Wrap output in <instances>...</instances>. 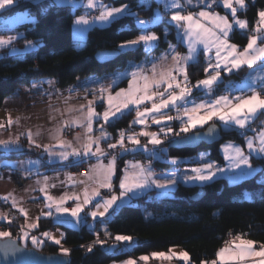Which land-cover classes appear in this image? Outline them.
I'll return each instance as SVG.
<instances>
[{
  "label": "snow or ice",
  "instance_id": "6c2138e0",
  "mask_svg": "<svg viewBox=\"0 0 264 264\" xmlns=\"http://www.w3.org/2000/svg\"><path fill=\"white\" fill-rule=\"evenodd\" d=\"M14 0H0V10L13 5ZM166 11L171 13L169 23L176 30L178 43L185 44L187 51L181 53L177 50V46L168 43V48L161 56L154 58L152 61H145L140 65L133 64V70L125 72L123 76H128L127 88H120L114 94L110 86L105 87L101 84L99 88L100 99L107 100V108L103 113H98L94 107L95 100H89L87 105H80L81 115L61 121L59 126L54 127L50 131L52 140L55 144L41 145L36 142L34 136H38L39 131L33 133L30 129L27 131L30 145L42 147L50 157H55L60 161L68 162L65 167H72L86 162V159L95 158L96 163L90 165V171L84 170L83 177L74 175L71 172L66 173L67 181H61V186L65 183L78 191H65L59 196L50 194L49 189L56 187L51 184L50 178L44 176L37 183L41 185L39 191L46 198L45 207L47 211L41 214L46 217L55 215L56 219L62 223H68L73 226L86 222V218L91 216L93 220L100 217L103 218L109 214V210L114 209V205L119 207L120 203H126L127 200L140 195L144 190L155 186L158 189H165L175 186L178 180L201 183L213 180L217 174H224L225 168L215 163L202 162L199 166L192 168V175L185 174L183 177H177L176 174L170 173L164 178H158L151 168V162L146 165L140 161L128 162L121 175H118L117 155H111L102 148L101 141H107L112 138L111 133L104 130L103 125L100 126V134H93L94 120H103L104 123H110L112 118L120 119L125 114L135 111V119L133 124H140L144 129L139 133H130L126 129L119 130V138L115 143H108V149L119 148L121 152L126 153L143 148L149 151L151 156L159 158V151L155 147L149 150V144L156 146L162 144L159 138L161 133L165 136L173 134L179 136L180 133H188L197 127H203L213 118L223 122L226 128L235 127L238 130H252V123L264 116V10L258 11V20L255 27L249 29L247 19H240L237 16L238 10L246 11V0H161ZM195 4L200 6V10L193 12L187 9ZM54 3H68L78 7L76 0H54ZM150 5V0H142L140 6ZM214 6H222L229 10L232 19L229 20L228 15H221L215 11ZM86 7L88 9H98L99 15L91 18L88 15H81L76 18L75 23L78 25L95 24L97 21L103 23H111L113 20L121 16H136V22L140 26V34L134 39L124 41L119 45V49L135 50L143 48L146 52L152 51L159 47L161 36L150 29L163 21L162 15L157 11L149 19H141L136 13L132 12L129 5H121L120 7H112L105 5L100 0H87ZM234 30L251 31L246 46L241 48L239 45L232 43L230 34ZM86 29H78L82 36ZM168 35L167 29L163 36ZM16 39L14 36H0V49L9 47ZM259 41V43H258ZM31 47H35L32 41H27ZM13 52L18 51L14 47ZM202 53H207V67L203 69L205 73L204 79H199L195 84L189 79L188 68L190 64L199 63ZM171 63H166L167 61ZM214 61V62H213ZM259 62V63H258ZM144 63H150V69L144 67ZM255 66V67H254ZM243 67L251 69L244 78L243 85L237 89L241 92L238 96L220 95L211 100H202L199 103L191 99L193 89L203 90L206 94L212 93L215 88L223 83L222 73L237 72ZM49 85L55 81L49 80ZM95 83V81H93ZM115 83V81H113ZM232 83L231 81L229 82ZM33 87H36L34 84ZM259 88V90H257ZM244 89L250 94L245 95ZM68 99L66 98L65 103ZM175 108L177 116L168 114L166 109L171 111ZM74 108L69 106L66 111L71 113ZM119 114V115H118ZM63 115V113H61ZM55 119V117H51ZM181 120L179 132H173L171 127L162 128L161 132L148 131L149 120L154 124H161L164 121ZM14 121L9 117L8 123ZM78 126L84 129V135L76 134L77 144L66 140L63 137V131L66 127ZM4 127L0 124V128ZM215 126H210L208 135L211 138L216 133ZM241 135H244L241 132ZM148 138L146 143H141L139 137ZM188 139H199L194 136ZM247 152L239 145L229 141L223 145V153L228 160L229 169H240V172L231 174L230 178L235 180L241 176H251L258 168L252 164V154L264 160V121L261 127L256 131L255 136H245ZM133 147L130 149L128 143ZM19 145L18 137L7 140H0V146H3L5 152L11 151L10 146ZM58 148L59 151L54 149ZM74 158V159H70ZM108 158V163H104ZM203 160V155L200 157ZM178 158H173L172 163H177ZM32 163V162H29ZM241 166H244L243 168ZM118 180L119 192L115 191L113 178ZM102 189H107L110 195L102 193ZM4 200H11L12 206H18L17 198L9 193L2 197ZM72 202V206H68V202ZM20 213L25 218L28 217V210L19 207ZM83 213V216L81 215ZM71 219H67V218ZM6 215L0 213V220L6 219ZM40 217H36L35 221L27 224V229L38 227ZM43 236L53 240L56 245L60 246V253L68 256L72 249L66 248L61 244V238L57 239L52 233L44 232ZM106 235H111L107 233ZM10 231H0V238H7L0 250L7 257L15 256L16 259L11 264H37L33 257H36L34 250L27 248V243H31L35 248H40L44 243L36 236H30L25 226H21V234L16 240L11 239ZM23 240L24 245L17 243ZM116 242H131L133 237L127 235H116ZM106 240L100 239L97 233V239L86 247L87 252H92L97 246H104ZM110 251L116 250V244H113ZM171 251V250H170ZM151 256L159 259L171 260L173 257L182 261H189L188 252L180 253L171 252V255L165 252H153ZM258 258V259H257ZM142 261H147L149 256H141ZM57 264H69L66 260L58 261ZM122 264H136L134 259H127ZM201 264H264V243L246 239L243 235H236L230 241L226 242L216 253V259L212 261H201Z\"/></svg>",
  "mask_w": 264,
  "mask_h": 264
},
{
  "label": "trees",
  "instance_id": "16d2710c",
  "mask_svg": "<svg viewBox=\"0 0 264 264\" xmlns=\"http://www.w3.org/2000/svg\"><path fill=\"white\" fill-rule=\"evenodd\" d=\"M113 6L129 5L132 12L141 17H151L160 3L150 0V5L141 7L142 0H102ZM261 2V1H260ZM257 0H246V11H238L237 15L247 19L249 29L255 27L258 20V11L261 8ZM200 6L194 4L188 11H196ZM221 12H226L221 6H216ZM26 11L33 15L34 21H24L15 27H8L5 19L18 11ZM80 14V8L73 9L70 5H59L53 0L19 1L17 4L0 12V32L17 31L22 33L19 42L33 40L37 43L35 49L21 54L3 52L0 55V105L14 93L21 85L52 79L59 87L73 84L83 72L99 73L104 68L123 70L130 58L142 59L146 55L143 48L135 50H122L119 45L126 40L134 39L139 35V26L136 16H121L113 20L106 27L94 26L84 40L73 37L74 19ZM170 12H166L163 21L152 27L151 30L161 36L159 47L152 53L161 54L168 48V43L175 44L181 53L186 51L184 44L178 43L176 30L169 23ZM167 29L168 35L163 36ZM251 31L234 30L231 41L241 48L246 46ZM120 50L115 60L108 64H100L95 57L98 50ZM207 67V55L202 53L199 63L190 64L188 68L189 79L195 83L205 77L203 69ZM250 71L243 67L238 72L223 74V83L216 88L214 95L223 93L228 81H241ZM122 82L120 85H123ZM203 92L195 91V97H202ZM98 109L104 104L99 103ZM122 118L104 125L107 131L117 134L119 130L130 126L135 117V111L126 112ZM261 116L259 117V119ZM175 122L174 126H177ZM221 127V125L219 124ZM222 129V128H221ZM223 140L214 144H202L198 148L175 149L170 148L166 142L162 144L167 157H188L200 151L209 152L210 158L223 163L220 145L223 141L232 140L244 143L242 130L236 128L222 129ZM162 149V147H161ZM34 152L25 150L12 152L5 157L19 158L33 155ZM149 157L145 151L136 150L120 157L118 175L126 159ZM252 162L261 165L253 176L237 183H229L224 178H218L203 186H190L179 183L170 195L154 198L147 194L133 199L129 204L123 205L108 216L96 221L93 229L82 227L80 230L66 228L64 243L72 249L68 255L69 264H110L119 262L128 257H138L153 251H168L172 247H181L190 256L189 263L201 264V261H211L216 257L217 251L227 242L228 238L243 235L246 238L264 243V185L260 180L264 177V162L255 155ZM156 167L170 166L167 160L155 158ZM118 180L116 179V183ZM200 188L204 189L203 196L192 200ZM51 221L42 220L40 228L50 226ZM110 233L111 235H106ZM104 235L106 241L112 240L115 235H131L134 241L127 249L116 248L107 251L103 246L97 245L92 252L86 247ZM15 234V233H14ZM14 238V235L12 236ZM30 247V245H27ZM38 250L46 253H60V246L46 243ZM61 254V253H60Z\"/></svg>",
  "mask_w": 264,
  "mask_h": 264
},
{
  "label": "crops",
  "instance_id": "0c3cea01",
  "mask_svg": "<svg viewBox=\"0 0 264 264\" xmlns=\"http://www.w3.org/2000/svg\"><path fill=\"white\" fill-rule=\"evenodd\" d=\"M19 1H40V0H14L13 5L17 4ZM157 1L160 3V6L155 9L154 14L158 11L162 15V17L164 18L166 16V12H168V11L165 10L161 0H157ZM257 1H259V2L261 1L259 4H260V7L262 8L264 6V0H257ZM76 2L79 6L75 7V8H80V14L75 17L74 24H73V37L76 40H81V41L84 40L87 37L88 31L94 26L106 27L109 24V23H103L102 24L99 21H97L95 24H92L91 26L76 24L75 23L76 18L78 16H81V15H86L87 11H88V8L86 7L87 0H81L80 2H78L76 0ZM100 2H102L105 5H110L112 7H120V6H113L110 3H105L102 0H100ZM57 4L72 6V4H68V3H57ZM7 8H9V7H6L5 9H7ZM75 8L73 7V9H75ZM5 9L0 10V12L4 11ZM214 9H215V11L219 12L221 15H228L229 20L232 19L231 15L229 14L228 9L224 8L226 12L219 11L218 9H216V6H214ZM199 10H200V8L197 9L196 11H199ZM261 10H264V8H262ZM196 11H193V12H196ZM238 11H240V10H238ZM18 12L10 15L9 17H7L5 19V23L8 27H10V28L15 27L19 23L24 22L26 19L27 20L30 19V18H28L26 12H24L23 10L20 13H18ZM170 15H171V13H170ZM170 15H169V18H170ZM238 17L240 19H244L240 16H238ZM149 18L150 17H141V19H145V20H147ZM30 20H32V19H30ZM81 28L86 29V31L83 32L82 36L78 32V29H81ZM151 31H153V30H151ZM231 35L232 34H230V37H231ZM0 36H4V37L14 36V37H16V39L13 41L11 46L0 49V55L3 52H8V53H12V54H21V53H24L26 51L35 49L37 47V43L33 40H27V41H32L33 44L36 45L35 47L29 46L27 44V41H25L23 43L19 42L18 40L22 36V33L17 32V31H3V32H0ZM232 43H234V42H232ZM258 43H259V41H258ZM13 47L15 49H17L18 51L13 52L12 51ZM122 50H129V49H122ZM186 51H187V47H186ZM161 54H155V53H152V51H150V52H146V55L142 59L136 60L134 58H130L128 60L127 66L123 70L104 68L99 73L83 72L78 76L77 80L73 84L65 86V87H59L56 84V82L52 85H49L48 81L52 80V79H45V80L33 82L29 85H21L14 93L9 95L5 99L3 104L0 105V124L4 125V127L0 128V140H7L9 138L15 139L18 137L20 147L13 145V146H10L11 151L5 152V149L3 148V146H0V202L2 204L0 206V213L5 214L7 217L6 219L0 220V227H1L0 231H10L12 233V236L14 235V238H17V236L19 234H21V226L24 225L25 229L29 232L30 236L34 235L38 239H40L44 242L41 245V247L44 246L46 243L55 244L53 240L49 239L46 236H43L42 233L50 232L57 239H60L61 234H63V239H61V244L64 247L69 248V246L64 243V239L66 237V228L80 230L82 227H86L88 229H93L96 225L97 220L103 219L106 217V216L103 218L98 217L95 220H93V218L91 216H88L86 218V222H81L80 224L73 226V225L68 224V223L60 222L59 220L56 219L55 215L52 217H46V216H43L41 214L43 211H47V209L45 207V204L47 201H46V198L44 197L43 193H41L39 191L41 185L37 183L38 180H42V178L44 176H48L50 178L49 182L51 184L56 185V187L49 189L50 194L53 196H59L65 191H78L79 190L78 188H73L71 185H68L67 183H65L64 186H61V184H60L61 181H65V182L67 181L66 173L71 172L74 175L81 176V177H83V174L74 173L69 168H62V165H65L68 162L60 161V160L56 159L55 157H50L49 154L46 151H44V149L42 147H36L35 145H30V142H29L28 136H27V131L29 129L33 133H36L39 131L40 134L38 136H34V139L36 140V142L38 144H41V145L53 144L54 145L55 141L52 140L51 135H50V131L52 129H54V127L59 126L61 121L64 119L70 120L72 117H79L81 115L80 105H87L89 100H95L94 107L98 113H103V111L107 108L106 98L103 100L99 98L100 92L98 90H99L101 84H103L105 87L110 86L113 94L116 91H118L120 88H127L128 87V80L130 79V77L123 76L122 74H124L126 71L127 72L132 71L133 70V67H132L133 64L140 65L145 61H152L154 58L161 56ZM166 63H171V61L169 60ZM144 67L146 69H150L151 65H150V63H144ZM234 72H237V71L234 70ZM223 74L229 75L232 73L223 72L222 73V79H223ZM243 80L244 79H242L241 81L232 80L231 81L232 83L230 85H231V87L233 85L235 86V85H237V83H240ZM52 81H54V80H52ZM93 81H95V83H93ZM113 81H115V83H113ZM122 82H124V84L120 85ZM228 82H230V81H228ZM228 82H227V88H226L227 91H225L223 93H219L218 95H214L213 97H210L209 96L210 93L206 94L205 91H203V90L193 89L191 99L194 100L195 102L199 103L202 100H211V99H214L215 97L220 96V95H229V96L241 95V92L239 90L237 91V94L231 93L230 90H228V84H229ZM195 83H192V84H195ZM34 84L36 85V87H33ZM197 90L203 92L202 97L199 98V97L194 96V92ZM257 90H259V88ZM214 92H215V90H214ZM244 94L248 95L250 93L245 90ZM66 98H70V99H68L67 103H65ZM99 103L104 104V108L101 110L97 108V105ZM69 106H72L74 108L73 112H71V113L66 111V109ZM165 111H168V114L172 115V116H177V114H178L175 108H172L171 111H169L167 109ZM125 112H127V110H125ZM61 113H63V115H61ZM135 116H136V114H135ZM9 117H11V119L14 121L12 124L8 123ZM51 117H55V119H52ZM134 119H135V117L133 118V120ZM114 120H115V118H112L111 122ZM132 121H131L130 126L126 128V130H128L130 133H139L144 129L143 125L133 124ZM262 121H264V116H261L260 119H257L255 122H253L252 127H254L255 125H258L260 128ZM175 122H177V124H178L177 126H174ZM212 122H217L218 124H220L222 129L235 128V127L226 128L224 126L223 122L219 121L216 118H213V120L209 121L203 127H197L190 132L203 129ZM148 123H149V127L147 128V130L151 131V132H158V133L161 132L162 128L166 129L167 127H171L173 129L174 133L179 132L180 127H181V120H179V119L172 120V121H164L161 124H154L149 120ZM105 124H107V123H104L103 120H94V122H93V134L97 135V136L100 134L99 129H100L101 125H103L104 130L107 131L106 128L104 127ZM66 128H68L70 130L69 133H65ZM66 128L63 131V137L66 140L72 141L73 144L78 145L79 142L76 141V139H75L76 134L80 133L81 136H83L84 135V129L82 127H78L75 125H73L71 127H66ZM242 131H246V130H242ZM107 132L111 133L109 131H107ZM190 132H188V133H190ZM188 133H180L179 136H183V135H186ZM255 135H256V131L247 130L243 135L244 136V143L243 144L242 143L240 144L239 142L232 141V140L223 141L220 145V152L222 154L224 162L223 163H217L210 158L209 152H207V151L199 152L193 156H188V157H167L166 156L167 152H166L165 148H163V146H162L163 141L166 138L174 137L175 135L169 134V135L165 136L163 133H161L159 138L162 140V144L156 145V146H153L150 144L151 146H149V150H151L153 147H155L158 150H161V151H159V158L158 159L163 160V161L167 160L168 162L171 163V165L170 166H164V168H166V172L163 174L161 172H158L156 170V168H154L152 165H151V168L153 169V171L155 172V174L158 178H164L165 175L173 173V172L176 174L177 177H183L185 174L192 175V172L190 170L194 167L199 166L200 163L210 162V163H215L222 168H225V173L223 175L218 173L217 176L213 178V180H216L218 178H224L229 183H237V182H240L241 180H243L245 178L253 176L257 171L255 173H253L251 176H241L239 179H235V180L231 179L230 178L231 174L240 172V169H229L228 168L229 162L224 157L222 146L225 145L226 143H228L229 141H231L234 144L243 147L245 149V151L247 152L248 150L246 147L245 136H255ZM111 136H112L111 139H109L107 141H101L100 146L102 148H104L105 150H107V144L108 143H115V141L119 138V131L117 134L111 133ZM142 137L143 136L139 137L140 140ZM126 143H128V142L126 141ZM129 145H131V144L129 143ZM132 147L133 146L131 145L130 149ZM161 147H162V149H161ZM139 149H141L142 151H145L147 156L153 158L154 160H155V158H157V157L151 156L149 154V151L145 150L143 148H138L136 150H139ZM25 150H29L31 152H34V154L33 155H27L24 157H19V158H13V159L5 157L7 154H10L12 152H22ZM54 150L59 151L58 148H56ZM136 150H134V151H136ZM134 151H129L128 154H130V152H134ZM202 155H203V160L200 159V157ZM252 155H255V153H253ZM41 157H43L44 161L41 160ZM173 158H178L177 163H175V164L172 163ZM70 159H74V158H70ZM130 161H140L146 165L148 164L144 160H137L134 158H132V159L128 158L124 162L123 169H124L125 165ZM29 162H32V163H29ZM87 162H88V167H89V171H90V165L95 164L96 160H95V158H90V159H87ZM263 162H264V160H263ZM104 163H108V158H105ZM252 164L254 167H256L258 169L262 168V166L260 164L256 165L253 162H252ZM54 166H58L59 168L58 169H51V170L47 169V167H54ZM118 166H119V160L117 159V168H118ZM241 167L243 168L244 166H241ZM14 171H19L22 174V176L24 177V180L21 183H19L15 180ZM213 180H211V181H213ZM113 181H114L115 191L118 194L119 188H118V182L116 183V177L113 178ZM211 181L201 183L199 181L189 182V181H183L181 179V180H178V182L175 186H170V187L165 188V189H158L155 186H152L151 188L144 190L140 195L135 196V197L131 198L130 200H127L126 203H120L118 201V204H120L119 207H121L123 205L129 204L133 199L147 195V194L148 195L151 194L154 198H160V197L168 196L171 194L172 190L179 183H183L185 185H190V186H203V185H205ZM101 191L105 195H110V193L108 192L107 189H102ZM9 193H12L17 198V200H18V206L17 207L12 206V202L10 199L7 201L2 199V197L6 196ZM69 204H71V205H69ZM21 206L28 210V217L27 218H25L23 216V214L20 213L19 207H21ZM68 206H72L71 201L68 202ZM113 207H114V209L119 208V207H116L115 205ZM111 211H113V210L110 209L109 214ZM81 215L83 216V213ZM36 217H40V219L38 221V227L34 228V229H27V227H26L27 224L35 221ZM67 219H71V218L69 217ZM42 220L51 221L50 226H47L44 229H41L40 225H41ZM244 238H246V237H244ZM246 239H249V238H246ZM19 241L22 244H24L23 240H19ZM225 244L222 247H224ZM27 245H30V247L35 248V246L31 243V240L28 241ZM173 251L175 253H180V252H183L185 250L182 249L181 247L176 246V247L170 248L168 251H166V253L171 255V252H173ZM129 258L134 259L136 261V264H141L144 262V261L139 259V256H138V258L131 256V257H128L127 259H129ZM150 258H151L150 260H152V257H150ZM127 259H125V260H127ZM172 259L179 261V263L180 262H183V263H189L190 262V260L189 261H182L181 259L176 258V257H173ZM214 259H216V257ZM125 260H123V261H125ZM156 260L157 261H155V262L153 261L151 263L152 264H176V263H172L171 260H167V259H164V261H162L163 259L158 258ZM123 261L112 262L110 264H122Z\"/></svg>",
  "mask_w": 264,
  "mask_h": 264
},
{
  "label": "water",
  "instance_id": "95a60500",
  "mask_svg": "<svg viewBox=\"0 0 264 264\" xmlns=\"http://www.w3.org/2000/svg\"><path fill=\"white\" fill-rule=\"evenodd\" d=\"M120 54V50H113V49H101L98 50L95 54L96 60L100 64H108L116 59ZM215 126L217 129L216 133H213L212 136L215 138H211L208 135V129L210 126ZM197 136L199 139H188L191 137ZM223 140V132L221 127L217 122H212L209 125H207L205 128L200 130H195L193 132H190L186 135L177 137L171 141L169 144L170 148L175 149H184V148H198L202 144H214L217 142H221ZM260 183L264 185V177L260 180ZM204 194V189L200 188L199 191L191 196L192 200H198L200 199ZM7 238H0V246H2ZM11 239L16 240V238L11 237ZM20 245L22 244L19 240L17 241ZM29 250H34L36 252V257H33L32 259H35L37 261V264H57L58 261L66 260L69 262V257L64 256L60 253H46L38 250L34 247H28ZM16 257L9 255L5 256L3 251L0 250V264H11L13 260H15Z\"/></svg>",
  "mask_w": 264,
  "mask_h": 264
},
{
  "label": "built area",
  "instance_id": "2783aa9c",
  "mask_svg": "<svg viewBox=\"0 0 264 264\" xmlns=\"http://www.w3.org/2000/svg\"><path fill=\"white\" fill-rule=\"evenodd\" d=\"M78 2H80L81 0H77ZM99 14V10L98 9H88L87 11V15L89 18L93 17V16H97ZM264 95V93L262 94ZM259 128L258 125H255L254 127H252V130L253 131H257ZM65 132L67 133L68 132V129H65ZM246 131H244L243 133H245ZM179 136H174V137H168L166 138L164 141H163V144L166 143V142H171L173 139L177 138ZM147 142V138L145 137H142L141 138V143H146ZM149 146H151L149 144ZM128 147L130 148L131 145H129L128 143ZM141 150V149H139ZM108 153H109V157L111 155H117V159H119L120 157L124 156V155H127L129 152H126V153H123L121 152V150L119 148L113 150V149H108L106 150ZM137 158V157H134V159ZM141 159V158H140ZM41 160L44 161L43 157H41ZM142 160L146 161L149 163V161L151 162V164L154 165V159L151 158V157H144L142 158ZM59 167L58 166H54V167H47V169L51 170V169H58ZM71 171H73L74 173H77V174H83L84 173V170H89V167H88V162H87V159H86V162L80 164V165H77V166H72V167H68ZM158 168V172H161L162 174L166 172V168L164 167H157ZM14 178L16 181H18L19 183H21L23 180H24V177L22 176V174L19 172V171H14ZM1 204V202H0ZM71 205V204H69Z\"/></svg>",
  "mask_w": 264,
  "mask_h": 264
},
{
  "label": "rangeland",
  "instance_id": "374dc122",
  "mask_svg": "<svg viewBox=\"0 0 264 264\" xmlns=\"http://www.w3.org/2000/svg\"><path fill=\"white\" fill-rule=\"evenodd\" d=\"M194 4H195V2H194ZM197 5V4H196ZM21 11H19L18 13H20ZM24 12H26V11H24ZM17 13V14H18ZM26 14H27V16H28V18H30V19H32V20H25V21H34L36 18L33 16V15H28V13L26 12ZM16 15V14H15ZM206 55H208L207 53H206ZM250 71H251V69H250ZM249 71V72H250ZM248 72V73H249ZM244 81V80H243ZM243 81L242 82H240V83H237V85H233L232 87H231V85H230V83L228 84V90H230V92L231 93H235V94H237V89H239V88H241L242 87V85H243ZM245 90L248 92V90L247 89H244V92H245ZM209 96L210 97H213L214 96V91L212 92V93H210L209 94ZM66 129H68V128H66ZM70 132V130L68 129V132L67 133H69ZM66 133V132H65ZM180 137V136H179ZM241 144V143H240ZM200 152H203V151H200ZM135 159H137V160H142V158L140 159L139 157H137V158H135ZM146 162V161H145ZM148 163V162H147ZM154 168H156V170L158 171V168L155 166V165H153V164H151ZM62 168H68V167H65L64 165H62ZM18 182V181H17ZM2 204H0V206H1ZM1 228V227H0ZM116 236V235H115ZM114 236V237H115ZM127 236H131V235H127ZM104 235H102V236H99V238L100 239H104ZM132 237V236H131ZM234 236H231V237H229L228 238V240L227 241H229L230 239H232ZM133 241H134V238H133ZM132 243V241L131 242H116L115 240H114V238H112V240L110 239V241L108 242L107 241V244L106 245H104L103 246V248L104 249H106L107 251H110L109 249L111 248V246L113 245V244H116V248L118 247V248H120V249H123V248H125V249H127V247L126 246H130V244ZM110 252H112V251H110ZM153 252H165L166 253V251H153ZM153 252H150V253H148V254H143V255H140L139 256V258L141 257V256H145V255H147V256H149V259L147 260V261H144L143 263H141V264H152L151 262H155V261H157L156 259H158V258H154V257H152L151 256V253H153ZM133 257V256H132ZM150 257H152V260H150L151 258ZM138 258V257H137ZM154 259V260H153ZM162 261H164V259L162 260ZM171 261H172V263H176V264H180V263H183V262H180L179 263V261H177V260H174V259H171ZM161 262V261H160Z\"/></svg>",
  "mask_w": 264,
  "mask_h": 264
}]
</instances>
